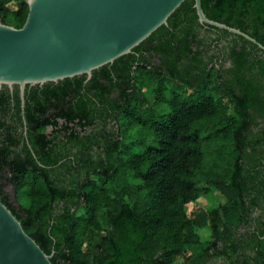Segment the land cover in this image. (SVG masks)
Wrapping results in <instances>:
<instances>
[{
	"label": "trees",
	"instance_id": "1",
	"mask_svg": "<svg viewBox=\"0 0 264 264\" xmlns=\"http://www.w3.org/2000/svg\"><path fill=\"white\" fill-rule=\"evenodd\" d=\"M200 1L264 46V0ZM193 2L87 80L26 85L35 154L16 165L32 170L0 171V198L52 264H203L215 242L201 233H229L247 185L264 183V50L199 23ZM27 12L24 0H0L5 24L20 27ZM135 126L149 141L133 152L124 138ZM211 191L226 202L191 207Z\"/></svg>",
	"mask_w": 264,
	"mask_h": 264
},
{
	"label": "water",
	"instance_id": "2",
	"mask_svg": "<svg viewBox=\"0 0 264 264\" xmlns=\"http://www.w3.org/2000/svg\"><path fill=\"white\" fill-rule=\"evenodd\" d=\"M28 12L20 27L0 21V86L57 82L92 71L131 53L184 0H24ZM199 23L243 36L239 28L210 19L193 0ZM0 198V264H52Z\"/></svg>",
	"mask_w": 264,
	"mask_h": 264
},
{
	"label": "flooded vegetation",
	"instance_id": "3",
	"mask_svg": "<svg viewBox=\"0 0 264 264\" xmlns=\"http://www.w3.org/2000/svg\"><path fill=\"white\" fill-rule=\"evenodd\" d=\"M15 88V85L12 88L0 86V171L4 172L32 170L25 163L16 165V160L18 157L25 159L28 154L34 157L35 154L27 134L25 103L21 101L19 88L17 93L20 102H15ZM46 132H51V128L48 127ZM247 186L249 188L243 193V203L238 209L243 221L230 224V234L226 232L214 238L211 237L209 228L205 232L206 240L214 241L215 244L203 253V264H264V251L258 245L259 239L264 238V183H251ZM209 194L213 198L205 197V202L200 205L223 204L227 200L218 191H211ZM215 248L222 251L225 249V253L214 255ZM200 249L201 247L196 252Z\"/></svg>",
	"mask_w": 264,
	"mask_h": 264
},
{
	"label": "rangeland",
	"instance_id": "4",
	"mask_svg": "<svg viewBox=\"0 0 264 264\" xmlns=\"http://www.w3.org/2000/svg\"><path fill=\"white\" fill-rule=\"evenodd\" d=\"M151 104H152V106H151ZM149 107H150V109L153 108L154 111H158V110L163 109L164 105L163 104L153 105V103H151V100H149L148 104H147V108H149ZM111 125L112 124H110L108 126V128H111ZM112 126H113V130L116 131L117 127L115 125H112ZM138 130L139 129H138L137 126L128 129L126 134H125V138H124V141L128 145H130V150L133 151V152H136V151H139V150L143 149L146 146V144L148 143V141H149L148 134L144 133V130L142 129V134H143V138H142V137L139 136ZM141 138L143 139V142L136 141L137 139L140 140ZM4 191L9 196V199L11 201H14V199H13V187L11 185H5L4 186ZM219 201H221V199ZM204 202H205V198L201 197V198L197 199L196 202H193L191 204V207L196 208L195 206H198V205H200V204H202ZM14 204H15V202H14ZM201 234H202V238L205 239V236H206L205 233L202 232ZM196 250H198L197 247L195 249L194 248H192V249L190 248V250L188 252L196 251Z\"/></svg>",
	"mask_w": 264,
	"mask_h": 264
}]
</instances>
